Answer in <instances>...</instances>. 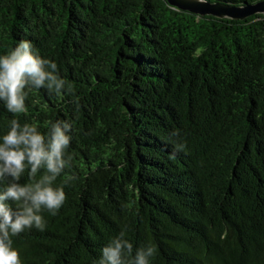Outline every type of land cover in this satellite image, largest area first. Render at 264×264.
I'll return each instance as SVG.
<instances>
[{"label":"trees","instance_id":"1","mask_svg":"<svg viewBox=\"0 0 264 264\" xmlns=\"http://www.w3.org/2000/svg\"><path fill=\"white\" fill-rule=\"evenodd\" d=\"M22 39L66 86L26 89L24 113L0 101V142L12 119L45 135L65 121L72 157L54 183L66 194L57 215L12 237L22 264H99L122 230L133 256L156 247L150 264H264V14L0 0V55Z\"/></svg>","mask_w":264,"mask_h":264},{"label":"clouds","instance_id":"2","mask_svg":"<svg viewBox=\"0 0 264 264\" xmlns=\"http://www.w3.org/2000/svg\"><path fill=\"white\" fill-rule=\"evenodd\" d=\"M66 81L59 77L57 64L42 58L33 50L28 40H20L4 55H0V101L13 114L24 113L26 89L46 88L48 92L60 95ZM71 91L70 87L68 89ZM71 124L65 121H49L47 135L37 125H21L17 119L10 122L9 131L0 142V264H22L20 253L13 248L12 237L26 228L43 231L46 221L41 214L47 210L55 216L66 200L63 187H55L57 177L70 167L72 157L65 159L69 147ZM182 150L184 144H178ZM28 171L30 182L20 183ZM43 175L37 179V173ZM69 179H75L74 176ZM12 201L15 209L6 201ZM121 231L102 249L99 264H150L156 254V247L149 244L136 249Z\"/></svg>","mask_w":264,"mask_h":264},{"label":"water","instance_id":"3","mask_svg":"<svg viewBox=\"0 0 264 264\" xmlns=\"http://www.w3.org/2000/svg\"><path fill=\"white\" fill-rule=\"evenodd\" d=\"M168 3L178 9L188 11L201 16L211 15L217 18H229L243 20L254 14H264V0L257 3L233 6L208 0H167Z\"/></svg>","mask_w":264,"mask_h":264}]
</instances>
